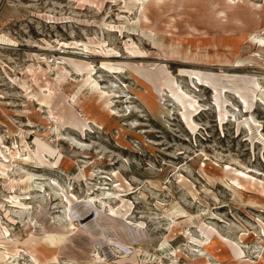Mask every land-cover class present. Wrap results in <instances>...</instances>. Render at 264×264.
<instances>
[{"label": "rangeland", "instance_id": "rangeland-1", "mask_svg": "<svg viewBox=\"0 0 264 264\" xmlns=\"http://www.w3.org/2000/svg\"><path fill=\"white\" fill-rule=\"evenodd\" d=\"M263 30L264 0H0V264H264Z\"/></svg>", "mask_w": 264, "mask_h": 264}, {"label": "bare ground", "instance_id": "bare-ground-1", "mask_svg": "<svg viewBox=\"0 0 264 264\" xmlns=\"http://www.w3.org/2000/svg\"><path fill=\"white\" fill-rule=\"evenodd\" d=\"M225 30V29H224ZM264 31V30H263ZM259 42V41H258ZM258 47L264 48V42L258 43ZM252 64V63H251ZM253 65V64H252ZM237 67V66H236ZM245 66L241 63L238 64V68H244Z\"/></svg>", "mask_w": 264, "mask_h": 264}]
</instances>
